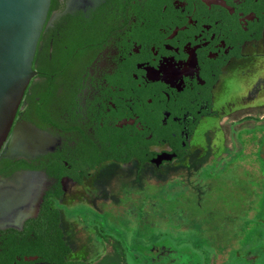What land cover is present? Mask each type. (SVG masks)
<instances>
[{
  "label": "flooded vegetation",
  "instance_id": "obj_1",
  "mask_svg": "<svg viewBox=\"0 0 264 264\" xmlns=\"http://www.w3.org/2000/svg\"><path fill=\"white\" fill-rule=\"evenodd\" d=\"M70 3L52 0L13 124L58 144L36 157L0 158V179L22 171L47 178L37 213L0 229V264H53L23 251L47 237L37 217L49 192L70 249L64 262L74 264L69 218L108 239L110 226L128 225L130 211L154 209L160 191L145 193L147 182L199 177L210 162L250 158L264 145V131L232 124L230 140L242 146L234 152L224 127L229 116L242 114L241 125L264 108V0H101L72 10Z\"/></svg>",
  "mask_w": 264,
  "mask_h": 264
},
{
  "label": "rangeland",
  "instance_id": "obj_2",
  "mask_svg": "<svg viewBox=\"0 0 264 264\" xmlns=\"http://www.w3.org/2000/svg\"><path fill=\"white\" fill-rule=\"evenodd\" d=\"M260 97L264 102V94ZM241 116H229L224 126L227 146L234 152L242 146L230 140L232 124L264 131V108L253 110L245 119L250 121L239 125ZM263 146H256L250 158L236 155L231 161L227 155L210 162L199 177L182 172L158 184L147 182L145 193L160 191L154 209L130 211L128 225L110 226L108 239L91 222L69 218L68 240L79 251L74 264H264Z\"/></svg>",
  "mask_w": 264,
  "mask_h": 264
},
{
  "label": "water",
  "instance_id": "obj_3",
  "mask_svg": "<svg viewBox=\"0 0 264 264\" xmlns=\"http://www.w3.org/2000/svg\"><path fill=\"white\" fill-rule=\"evenodd\" d=\"M101 0H71L69 9ZM52 0H0V158H26L54 151L58 140L30 125L13 129L24 93L34 77L33 62ZM47 178L22 171L0 179V229L34 216ZM37 259V258H33Z\"/></svg>",
  "mask_w": 264,
  "mask_h": 264
},
{
  "label": "trees",
  "instance_id": "obj_4",
  "mask_svg": "<svg viewBox=\"0 0 264 264\" xmlns=\"http://www.w3.org/2000/svg\"><path fill=\"white\" fill-rule=\"evenodd\" d=\"M53 202L54 194L49 192L44 197V204L37 217L39 221H45L47 224V232L44 233L47 237L34 239L27 247H23V251L28 255L43 257L45 261L53 264H69L64 262L65 255L70 249L63 240L62 233L58 228L59 213L49 207ZM34 234L37 236L38 232Z\"/></svg>",
  "mask_w": 264,
  "mask_h": 264
}]
</instances>
